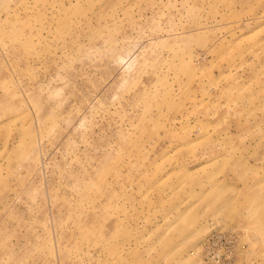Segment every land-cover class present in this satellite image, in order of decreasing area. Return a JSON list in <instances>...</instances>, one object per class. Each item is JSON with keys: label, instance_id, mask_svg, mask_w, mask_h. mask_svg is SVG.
Wrapping results in <instances>:
<instances>
[{"label": "rangeland", "instance_id": "374dc122", "mask_svg": "<svg viewBox=\"0 0 264 264\" xmlns=\"http://www.w3.org/2000/svg\"><path fill=\"white\" fill-rule=\"evenodd\" d=\"M0 264H264V0H0Z\"/></svg>", "mask_w": 264, "mask_h": 264}, {"label": "built area", "instance_id": "2783aa9c", "mask_svg": "<svg viewBox=\"0 0 264 264\" xmlns=\"http://www.w3.org/2000/svg\"><path fill=\"white\" fill-rule=\"evenodd\" d=\"M233 232V231H232ZM220 235H218V233H210L207 237H206V239H205V243H203V246H205V249H209L211 246H210V244H212L213 243V241H214V238L215 237H219Z\"/></svg>", "mask_w": 264, "mask_h": 264}]
</instances>
